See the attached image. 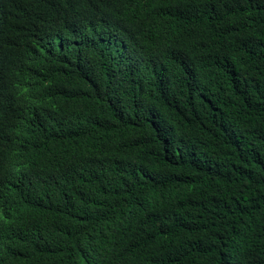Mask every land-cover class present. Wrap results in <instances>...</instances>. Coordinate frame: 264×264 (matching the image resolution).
<instances>
[{"label": "trees", "instance_id": "16d2710c", "mask_svg": "<svg viewBox=\"0 0 264 264\" xmlns=\"http://www.w3.org/2000/svg\"><path fill=\"white\" fill-rule=\"evenodd\" d=\"M0 264H264V0H0Z\"/></svg>", "mask_w": 264, "mask_h": 264}]
</instances>
